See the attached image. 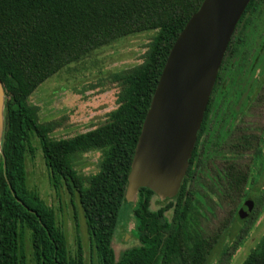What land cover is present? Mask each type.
I'll list each match as a JSON object with an SVG mask.
<instances>
[{
  "label": "trees",
  "instance_id": "trees-1",
  "mask_svg": "<svg viewBox=\"0 0 264 264\" xmlns=\"http://www.w3.org/2000/svg\"><path fill=\"white\" fill-rule=\"evenodd\" d=\"M203 2L0 0V78L7 93L0 159V264H86L81 240L71 251L55 210L29 185L27 164L38 149L52 188L77 197L100 264H213L216 253L220 262L242 244L248 229L228 228L207 237L193 227L187 181L178 197L159 209L153 208L157 196L147 188L134 202L126 199L138 140L167 59ZM263 7L264 0L251 1L226 56L242 23ZM150 31L156 36L144 62L115 77L122 87L120 106L109 121L74 138H52V128L40 121V108L30 102L38 88L94 51ZM92 152L102 154L99 172L84 177L77 167ZM123 212L134 223L131 232L137 243L117 258L113 244ZM244 264H264V240Z\"/></svg>",
  "mask_w": 264,
  "mask_h": 264
},
{
  "label": "rangeland",
  "instance_id": "rangeland-1",
  "mask_svg": "<svg viewBox=\"0 0 264 264\" xmlns=\"http://www.w3.org/2000/svg\"><path fill=\"white\" fill-rule=\"evenodd\" d=\"M256 18L257 21L250 30L253 34L252 41H260V37H264V7ZM155 36L156 33L150 31L122 38L110 46L94 51L83 62L69 66L41 85L30 102L40 108V121L52 128V138H74L106 124L110 114L120 106L118 99L122 87L115 77L144 62V56ZM101 155L100 152L85 154L77 167L79 173L84 177L97 174ZM27 165L30 187L55 210L59 224L67 235L71 251L76 250L77 241L80 239L86 264H100L97 256L93 254L86 220L77 197L72 198L67 191L57 192L52 188L40 149L34 159L28 160ZM161 205L158 199L153 200L154 209ZM225 216L226 212L221 210L215 216H207L208 218L201 220V230L207 237L217 235ZM131 221L127 219V212H123L113 244L117 258L124 250L137 243L132 236L134 223ZM244 237V241L236 250H229L227 255L221 256L220 262L216 253L212 263L244 264L252 251L260 250L264 240L263 211H260ZM235 239L230 240L229 246L235 244Z\"/></svg>",
  "mask_w": 264,
  "mask_h": 264
},
{
  "label": "flooded vegetation",
  "instance_id": "flooded-vegetation-1",
  "mask_svg": "<svg viewBox=\"0 0 264 264\" xmlns=\"http://www.w3.org/2000/svg\"><path fill=\"white\" fill-rule=\"evenodd\" d=\"M260 12L242 23L225 55L183 180L190 222L203 235L201 220L219 210L220 232L250 230L264 212V37L252 41L250 33ZM177 197L156 199L161 208Z\"/></svg>",
  "mask_w": 264,
  "mask_h": 264
},
{
  "label": "water",
  "instance_id": "water-1",
  "mask_svg": "<svg viewBox=\"0 0 264 264\" xmlns=\"http://www.w3.org/2000/svg\"><path fill=\"white\" fill-rule=\"evenodd\" d=\"M252 0H204L167 59L138 140L126 199L150 189L174 199L187 175L217 78L233 35ZM7 93L0 78V147Z\"/></svg>",
  "mask_w": 264,
  "mask_h": 264
}]
</instances>
